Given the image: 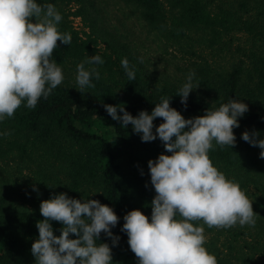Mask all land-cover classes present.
<instances>
[{"label": "trees", "instance_id": "obj_1", "mask_svg": "<svg viewBox=\"0 0 264 264\" xmlns=\"http://www.w3.org/2000/svg\"><path fill=\"white\" fill-rule=\"evenodd\" d=\"M69 2H75V11L65 9ZM124 2L137 11L142 28L164 39L159 47L177 45L196 59L184 63L173 59L179 72L170 74L145 59L123 32L110 28L94 0H37L41 5H54L62 15L59 31L69 33L72 39L69 45L59 44L52 56L62 68V84L46 99L41 97L34 109L25 101L13 117L0 121V264H35L31 245L39 235L36 223L43 219L40 203L59 193L80 200L96 199L111 207L120 218L111 229L113 236L119 237L118 243L114 245L102 232L97 244L109 245L113 264H138L127 234L121 230L123 218L139 209L150 219L155 190L148 161L170 153L158 137L156 147L142 142V134L135 133L130 124L125 128L121 121L113 120L104 105H119L137 116L142 110L151 113L161 98H171L170 106L186 119L232 99L248 105V111L238 118L240 126L233 130L236 145L220 147L214 142L209 156L245 194L252 184L255 191L251 190L250 200L256 223L244 226L246 238H237L246 235L243 231L231 230L228 236L225 232L231 228L217 229L205 247L218 264H264V159L259 147L241 138L245 131H256L257 138L264 139V0ZM71 15L79 16L87 30H77ZM232 32H243L251 39L250 59L237 55L239 48L232 51L231 40L227 45L224 36ZM212 52L227 57L209 59ZM93 55L101 56L104 63H85V68H94L100 78L93 74L95 87L81 93L77 66ZM124 58L135 70V81L128 80L121 64ZM190 73H194L192 83L198 88L189 94L185 107L177 93ZM118 115H123L119 109ZM162 122L154 120V133ZM51 223L59 236L62 225ZM232 242L235 244L227 246Z\"/></svg>", "mask_w": 264, "mask_h": 264}, {"label": "clouds", "instance_id": "obj_2", "mask_svg": "<svg viewBox=\"0 0 264 264\" xmlns=\"http://www.w3.org/2000/svg\"><path fill=\"white\" fill-rule=\"evenodd\" d=\"M62 15L52 4L37 0H0V121L14 116L26 101L34 109L41 97L47 98L61 85L62 68L52 59L59 44L69 45L71 35L59 31ZM87 64H103L93 55L77 66V84L81 93L93 88L92 76L100 73ZM128 80L135 81L134 68L122 59ZM190 73L178 90L181 103L187 106L189 94L196 88ZM171 98H161L151 113L130 114L119 105H104L113 120L121 126L129 124L142 142L157 139L166 153L148 161L155 196L151 201L149 219L141 210L124 216L122 231L138 264H218L217 258L205 247L204 228L226 229L254 226L256 213L252 201L240 185L228 179L214 166L209 152L214 142L220 147L236 145L234 129L248 105L232 99L203 115L186 119L170 106ZM123 113L122 116L118 115ZM162 123L155 127L154 120ZM256 131L242 133V140L261 149L264 139ZM34 191H38L35 187ZM42 220L37 221L38 238L31 245L35 264H113L112 249L107 243L97 244L103 232L117 244L111 229L119 222L114 210L96 199L80 200L59 193L41 201ZM179 217V218H178ZM52 221L62 225L60 235L54 234ZM76 238H71L72 236Z\"/></svg>", "mask_w": 264, "mask_h": 264}, {"label": "rangeland", "instance_id": "obj_3", "mask_svg": "<svg viewBox=\"0 0 264 264\" xmlns=\"http://www.w3.org/2000/svg\"><path fill=\"white\" fill-rule=\"evenodd\" d=\"M94 1L97 3L98 8L100 9V14L101 16H103L104 22H106L108 26H111L110 28L116 27L117 29H119L118 31L123 32V34L126 36V40L129 41L131 45H133L145 59H150L153 64L157 67L161 69L166 68L170 72V74H172L173 71L178 73L179 71L176 70L175 67L176 64L172 63L173 59V61L179 63H184L185 59H196L195 56L182 51L179 47H177V45L168 44L167 47H159V43L163 46L162 41H164V39H157V37L154 35V32L148 31V29L146 28H142V26L139 25L137 21V11L133 9L132 5L125 3L124 0ZM64 7L65 9L67 8L71 11H75L77 9V5L75 4V2H69ZM70 19L72 21V25L77 30H81L84 28L81 18L79 16L71 15ZM84 29L87 30V28ZM207 33L208 32L206 31V34ZM193 36L195 40L197 35L194 34ZM224 39L227 45L230 43L231 40L230 49L232 51H236L237 48L240 49L238 52H236L237 55L243 57L244 59H250L248 57V54L251 39L248 37L247 34L243 32H232L227 36H224ZM191 43L194 44L195 49H199L197 43H194L192 41ZM208 57L209 59H226L227 55L223 54L221 56L219 53L217 54L216 52H212L210 55H208ZM150 144H153V147H156L157 144H159V141L156 139L154 141H151ZM250 188L251 190L255 191L252 184H250ZM251 190H249V194H246L249 199H252ZM197 223L198 226H202L204 228V235L206 237V240H208V238L211 239V235L216 234L218 228H209L207 225H199L200 223ZM227 229H223V231H227ZM231 230H235L236 232L243 231L246 233V235H241L237 238H240L242 236L246 238L248 235L246 228L244 226H240L239 224H237L235 227H232L230 229V232H225V235L230 236ZM225 235L222 236V239ZM233 244L235 243L232 242V244H227V246ZM222 248L223 250L227 249L225 246H223Z\"/></svg>", "mask_w": 264, "mask_h": 264}]
</instances>
